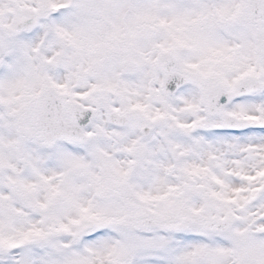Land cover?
<instances>
[{
	"label": "snow or ice",
	"instance_id": "snow-or-ice-1",
	"mask_svg": "<svg viewBox=\"0 0 264 264\" xmlns=\"http://www.w3.org/2000/svg\"><path fill=\"white\" fill-rule=\"evenodd\" d=\"M0 264H264V0H0Z\"/></svg>",
	"mask_w": 264,
	"mask_h": 264
}]
</instances>
